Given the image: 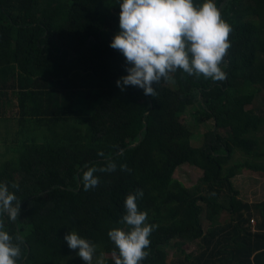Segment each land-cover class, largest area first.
Masks as SVG:
<instances>
[{"label":"trees","instance_id":"16d2710c","mask_svg":"<svg viewBox=\"0 0 264 264\" xmlns=\"http://www.w3.org/2000/svg\"><path fill=\"white\" fill-rule=\"evenodd\" d=\"M6 87L0 264H264V202L231 181L264 175V0H0Z\"/></svg>","mask_w":264,"mask_h":264},{"label":"rangeland","instance_id":"374dc122","mask_svg":"<svg viewBox=\"0 0 264 264\" xmlns=\"http://www.w3.org/2000/svg\"><path fill=\"white\" fill-rule=\"evenodd\" d=\"M262 103H264V94L260 95L257 98L255 104L251 105L249 108H259L263 105ZM179 119L182 123H184L189 129L193 131L192 144L199 145L202 139V133L207 131L208 127H205V126L196 127L189 113H184L182 115H179ZM41 130L43 132L41 133V135H39L40 138H43L44 136L50 137V133L48 132L44 133L45 132L44 126L41 127ZM54 130L56 131V133L64 132V129L60 127H56ZM9 136L10 135L8 134V137ZM20 138H21V135L20 136L15 135V140L17 139L18 143L20 142ZM17 156H18V152L15 150V152L11 155V159ZM240 158L241 157L237 153L235 155L234 161L240 160ZM201 175L202 173L199 169L185 164V165H181L175 170L173 174V178L181 182L185 187L190 188L198 183V179L201 177ZM262 178H264V175L262 174L254 175V174L247 173V172L242 173V175L240 176L234 177L231 181H232L234 188L239 192L238 199L241 200L242 202L264 200V195L261 197V196L254 195L252 193V191L253 192L259 191L260 193L264 192V180ZM252 197H254V199ZM226 217L227 216L225 214L220 213V215L218 216V220L223 221ZM204 225H205V222H204ZM252 225H255V224H252ZM70 239L73 244L72 253L73 254L80 253L81 252L80 241L76 238V234L72 232L70 234ZM167 253H168V256H167V260L165 264H172L176 262L175 249L169 246L167 248ZM97 264H101V259L97 261Z\"/></svg>","mask_w":264,"mask_h":264},{"label":"crops","instance_id":"0c3cea01","mask_svg":"<svg viewBox=\"0 0 264 264\" xmlns=\"http://www.w3.org/2000/svg\"><path fill=\"white\" fill-rule=\"evenodd\" d=\"M19 119L20 113L18 112L17 97L13 95V92L11 91V89H8V87H6L5 89L2 88V90L0 91V165H2L4 161L9 160L11 158V155L15 152V149L17 148L15 144L17 142V139L15 140V135H21L22 138L23 134ZM25 126H28V123H26ZM8 134L10 135L9 137ZM262 179L264 180V178ZM252 193L261 197L264 195V192L260 193L259 191H252ZM252 198L254 199V197ZM262 202H264V200L248 201L244 203L249 205H257ZM251 219L255 220L256 223H253L255 225L260 223L259 217L255 213H252ZM255 225H250L252 230H254Z\"/></svg>","mask_w":264,"mask_h":264},{"label":"built area","instance_id":"2783aa9c","mask_svg":"<svg viewBox=\"0 0 264 264\" xmlns=\"http://www.w3.org/2000/svg\"><path fill=\"white\" fill-rule=\"evenodd\" d=\"M249 223H250V225H252L254 223V220L253 219H250L249 220Z\"/></svg>","mask_w":264,"mask_h":264}]
</instances>
